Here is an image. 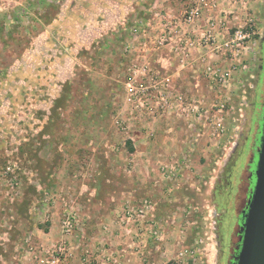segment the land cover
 I'll return each instance as SVG.
<instances>
[{
  "label": "rangeland",
  "instance_id": "rangeland-1",
  "mask_svg": "<svg viewBox=\"0 0 264 264\" xmlns=\"http://www.w3.org/2000/svg\"><path fill=\"white\" fill-rule=\"evenodd\" d=\"M39 2L34 6L21 0L9 17L0 16V264H37V258L52 253L62 241L69 255L60 264L68 259L75 264L72 243L92 236L97 223L104 226L98 227L99 233L107 231L113 237L116 231L109 224L118 227L117 235L123 239L139 233V227L127 228L125 209L144 200L155 205L156 219L161 217L160 242L154 241L155 246L161 244V261L143 257L144 264H171L181 247L190 248L199 240L202 252L203 247L209 249L210 261L196 256L187 264H216L217 229L222 223L225 259L218 264H226L245 194L248 147L262 119L264 77L249 93L243 115L235 109L225 118L224 144L236 134L237 148L230 161L222 166L217 161L221 151L214 149L212 155L197 158L202 178L184 181L179 189L160 197L141 181H131L124 163L138 140L157 137L152 124L161 121L135 120L124 104L128 62L124 48L136 23L126 11L131 1L121 0L117 20L108 17L114 6L108 3L103 5L107 16L87 22L83 33L77 20L72 21L71 30L63 35L51 27L59 8L46 0ZM263 6L264 0H255L258 44L264 32ZM232 101L238 108L239 101ZM203 139L207 142L204 132L198 146ZM71 210L83 230L65 237L62 222ZM208 238L213 247L206 246ZM82 253L81 264H91L85 260L89 251Z\"/></svg>",
  "mask_w": 264,
  "mask_h": 264
},
{
  "label": "built area",
  "instance_id": "built-area-1",
  "mask_svg": "<svg viewBox=\"0 0 264 264\" xmlns=\"http://www.w3.org/2000/svg\"><path fill=\"white\" fill-rule=\"evenodd\" d=\"M20 1L0 0L1 18L6 14L9 17ZM30 1L34 6L41 5L39 0ZM46 1L58 6L59 10L60 7L64 8L63 3L66 2ZM188 1L189 6L181 19H162V28L157 33H153L151 21L156 19L161 24V6H152L151 18L138 20L130 28L129 41L124 48L128 59L125 66L124 104L128 106L133 119L137 118L135 120L168 116L184 123L192 132V144L197 145L204 132L211 152L214 153V149L221 151L217 161L223 166L236 144V134L232 136L231 142L223 143L226 136L225 118L235 109L242 116L249 93L254 90V64L258 61V39L261 36L258 18L252 7L255 0ZM164 48L175 55L180 71L191 69L193 52L197 51L204 78L215 94L209 104L206 105L203 100L194 99L178 90L173 75L163 74L154 67L151 57ZM204 50H218L220 61L214 65L208 58L211 63L206 62L207 58L202 55ZM232 100L239 101L238 108L232 105ZM116 124L122 130L127 129L123 122L120 124L116 121ZM190 162L189 156L184 155L182 159L175 158L161 164V177L176 181L182 175L183 168H192ZM125 213L127 228L139 226L142 229L139 233H134L133 237L146 235L147 239L160 240L156 209L151 201L144 200L140 205L127 206ZM76 230L82 231L83 227L75 210H71L62 222V233L67 237ZM202 243L199 240L190 248L181 247L171 264H187L188 259L195 260L201 254L199 247ZM68 255L67 243L62 241L52 253L47 251L46 256L37 258L36 263L60 264L61 259Z\"/></svg>",
  "mask_w": 264,
  "mask_h": 264
},
{
  "label": "crops",
  "instance_id": "crops-1",
  "mask_svg": "<svg viewBox=\"0 0 264 264\" xmlns=\"http://www.w3.org/2000/svg\"><path fill=\"white\" fill-rule=\"evenodd\" d=\"M65 1L66 2L63 3V7H65V9H62V7H60V10H58L59 12L55 13L53 19L54 23L52 22L51 25V27H55L56 30L54 31H57L58 29L57 35H63V33L65 34L70 31L72 21L75 20H77V22L79 23L77 24L78 28L80 30L82 28L81 31L83 33L87 29V22L99 20V18L103 17V15L107 16L106 10L103 9V5H106L108 3L114 5L112 7V10H110V13H108V17L117 20L121 14V9H118V7L121 4H124V2H121V0ZM130 1V3L132 4L131 8L127 9L126 7L125 9H127L126 11L129 12L128 16H130V18L133 17L134 21H138L141 19L148 20V18L150 19V8L152 6H161V24L156 19L151 21L153 23V33H157L159 29L162 28V19L171 18L178 21L181 19L186 7L189 6L188 0H150L149 2L148 0ZM143 1H145L146 4H143ZM140 4L141 6H139ZM52 5L55 8V5ZM137 5L139 6V8H137ZM253 6L254 3L252 4V7ZM56 7L58 8V6ZM258 46L260 47V43L258 44ZM211 53L212 55H210ZM202 55H205V57L207 58L206 62L211 63V61H209L211 59L214 65L215 62L220 61L221 57L218 50H212V52L211 50H204L202 52ZM199 56L200 55L197 54V51L193 52L192 67L187 71H180L175 55L171 53L167 48H164V50H162L158 54H154L150 60L154 67L156 66L158 69H161V73L173 75L175 87L178 90L194 99L197 98L199 100H203V102L207 105L212 101L215 94L210 89V85L204 78L203 66L198 60ZM148 125L150 126V124ZM152 126L156 130L155 135L157 137L154 140L150 141L138 140L135 145L133 144V150L129 155L130 158L127 159V162L124 163L126 164V167L130 168L129 172H131L132 174V179H130L131 181H141L148 191H153L152 193L157 194L160 197L161 195L162 197H166V195H168L171 191L179 189L182 182L188 181L189 179L193 178L197 180L202 178V174L197 168L200 165L197 162V158H205V156L207 155H212V149L211 147H207V142L204 139L200 146L192 144V132L187 129L184 123L174 118L163 116L161 117V121H157L156 123L152 124ZM135 132L137 131L135 130ZM184 155L189 156L191 160L190 164L192 168L190 170L183 168V170L181 171L182 175H180V177L176 181H174L173 184L161 177V175L158 173L159 165L166 164L167 162L174 160L175 158L182 159ZM205 165H207V167L209 165L207 163V160L205 162ZM151 181L155 184L152 185L150 183ZM159 218L157 222L159 224V227L161 228V217ZM110 223H112V221ZM100 225V223L99 225L97 223L96 226H92L94 234L92 236H89L86 240H80L78 241V243L71 242L75 247L72 248L74 251L71 257H74L72 261L76 260L75 264H81L79 257H84L82 251L85 249L89 251V258L85 260H87V262H92L91 264H144L143 257H150L158 262L161 261V244L155 246L154 239H147L146 235H137L132 238L130 236H126V238L123 239L117 235L118 227L115 224H109L110 230L113 229L116 231V233L114 234V238L113 236L107 234V231H102L101 233H99L98 227ZM164 225L167 226L168 222L165 223L164 221ZM101 227H104L103 223ZM172 227L176 229L178 228V226ZM211 242V238H208L206 246L208 245L210 247H213L214 243H212V245L210 244ZM80 247H82L83 250L80 249ZM202 250L203 252L201 251L200 256H202L204 262H209L210 255H207L206 253L209 249L203 247ZM143 254H145V256ZM67 264L73 263H70L68 259Z\"/></svg>",
  "mask_w": 264,
  "mask_h": 264
},
{
  "label": "water",
  "instance_id": "water-1",
  "mask_svg": "<svg viewBox=\"0 0 264 264\" xmlns=\"http://www.w3.org/2000/svg\"><path fill=\"white\" fill-rule=\"evenodd\" d=\"M255 153L254 184L242 212L240 242L233 264H264V102Z\"/></svg>",
  "mask_w": 264,
  "mask_h": 264
},
{
  "label": "flooded vegetation",
  "instance_id": "flooded-vegetation-1",
  "mask_svg": "<svg viewBox=\"0 0 264 264\" xmlns=\"http://www.w3.org/2000/svg\"><path fill=\"white\" fill-rule=\"evenodd\" d=\"M262 15L264 16V6L262 8ZM258 72L255 73V80H254V91L255 88L257 87V85L261 82L262 83V78L264 77V32H263V36L261 38L260 41V47H259V56H258ZM255 95V92H254ZM264 102V101H263ZM261 111H263V103L261 105L260 108V115H261ZM260 122H261V118L259 117L258 121H257V128H256V132L253 136V140L251 142V146L248 147V150H250L249 153V161H248V165H247V183L245 186V194H244V198L242 200V207L240 208V212L237 216L236 219V227H237V231L235 234V242L233 244L232 250L230 251V253L227 255V263L226 264H233L235 257L237 256V248L240 242V228H241V223H242V212L245 211L246 206H247V201L249 200L251 191H252V187L254 184V166H255V161H256V153H255V147L257 145L258 142V135H260ZM237 148V144H235V146L233 147L230 156L228 157L229 159L226 160L227 162L230 161V159L232 158V156L234 155V152ZM227 162L224 163V165L227 164ZM222 222L224 219H222ZM226 223V222H225ZM224 223H222V225H220L217 229V252H218V256L216 259V264H218L220 262V260L225 259L224 258V246H223V242H224V238H225V227H224Z\"/></svg>",
  "mask_w": 264,
  "mask_h": 264
}]
</instances>
